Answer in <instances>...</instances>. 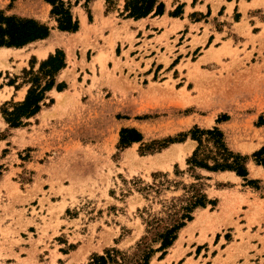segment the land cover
I'll return each mask as SVG.
<instances>
[{
  "label": "rangeland",
  "instance_id": "374dc122",
  "mask_svg": "<svg viewBox=\"0 0 264 264\" xmlns=\"http://www.w3.org/2000/svg\"><path fill=\"white\" fill-rule=\"evenodd\" d=\"M69 1L73 18L82 22L75 33L56 29L45 0H11L2 10L14 8L10 15L34 19L51 31L45 40L22 50L0 51V109L5 103L24 100L29 85L22 84V71L32 63L36 72L39 63L56 50L65 56L56 83H64L66 91L61 92L65 96L60 104L52 91L56 104L45 101L31 127L10 129L0 110V138H4L0 176L9 169L0 182V264H88L93 255L105 257L110 249L120 252L116 263L110 264H139L143 243L156 250V233L180 217L191 184L200 185L215 205L197 208L165 255L155 252L149 264H264L262 167L251 160L247 163V179L257 181L256 185H247L232 172L204 170H196L201 179L195 181L186 165L196 147L189 137L185 144H171L157 152L143 148L153 141L177 138L193 126L218 127L228 148L243 156L264 146V125H258L260 116L264 121V22L244 13L239 19L237 9L244 12L248 7L245 0L227 21L219 15L217 28L224 22L231 26L229 31L222 28L227 41L217 50L210 45L206 54L215 68L209 71L189 63L198 52L188 56L186 80L194 87L186 91V85L179 89L180 71L161 82V71L154 68L155 82H146L138 79L130 64L108 55L116 40L128 41L131 48L133 30L138 25L143 28L144 21L133 23L122 14L124 0H111V4L92 0L87 9L83 0L76 6ZM165 1L168 6L170 0ZM178 11L182 12L180 6L169 16ZM153 17L148 15L146 21ZM190 17L199 19L196 13ZM167 39L163 36V45L171 53ZM118 51L128 58L123 45ZM10 54L14 56L6 57ZM76 55H81L80 61ZM108 61L113 62L110 69ZM87 68L90 78L84 72ZM103 76L112 92L107 97L99 83ZM12 80L22 87L14 101ZM221 116L227 121L217 124ZM122 128L137 130L142 141L119 149ZM225 188L229 191L219 192Z\"/></svg>",
  "mask_w": 264,
  "mask_h": 264
},
{
  "label": "trees",
  "instance_id": "16d2710c",
  "mask_svg": "<svg viewBox=\"0 0 264 264\" xmlns=\"http://www.w3.org/2000/svg\"><path fill=\"white\" fill-rule=\"evenodd\" d=\"M50 6V18L55 22L56 29L60 32L75 33L78 30L79 23L73 18L70 1L64 0H45ZM81 0H74L76 6ZM83 6L87 9L92 0H83ZM111 4V0H105ZM164 4L161 0H124L122 14L127 18L134 20L145 18L150 14L154 16L163 13ZM88 12V11H87ZM178 13L172 14L178 16ZM91 20L90 14H88ZM51 28L46 24L30 18H21L15 15H6L0 11V47L22 48L30 43L44 40L50 34ZM65 68V56L61 50H56L50 54L44 61L39 63L38 70L33 71V64H30L28 71L23 70L24 81L22 84L29 85L25 98L17 103H5L1 114L10 129L19 128L25 125L24 120L35 116L42 106H46V92L55 86L56 77L61 70ZM16 79V78H14ZM16 81L9 82L14 86ZM18 89L19 86H14ZM64 83L56 84L57 91L65 89ZM49 99L48 105L52 104ZM7 106V107H6ZM227 121L226 116H221L216 123ZM259 126L264 125L263 116L259 117ZM119 149H125L133 143L142 141L141 134L133 128H122L120 130ZM181 137V138H179ZM187 137L196 142V147L191 156L186 159L187 172L191 174L195 181L201 177L196 175V170H204L209 173L232 172L235 176L241 178L247 185H256L257 181L248 180L247 163L251 160L256 166L264 170V146L253 152L250 156H243L230 150L225 142L223 132L216 126L211 129H199L193 126L186 134H179L177 138H167L161 142H151L150 145H144L145 152H157L167 148L174 143H181ZM156 146V147H155ZM257 189V187H255ZM190 195L185 199L186 206L181 208L179 218L173 220V224L165 227L160 233H156V241L159 247L156 250L142 245L143 256L139 264H149V261L155 252H161V257L166 250L172 246L177 238L178 231L185 226L186 222L192 220V213L197 208H205L207 204L215 205V201H209L203 193L202 187L198 184H191L189 187ZM106 256L93 255L88 264H110L116 263V255L120 254L115 249L107 250Z\"/></svg>",
  "mask_w": 264,
  "mask_h": 264
},
{
  "label": "crops",
  "instance_id": "0c3cea01",
  "mask_svg": "<svg viewBox=\"0 0 264 264\" xmlns=\"http://www.w3.org/2000/svg\"><path fill=\"white\" fill-rule=\"evenodd\" d=\"M10 1L11 0H0V10H4ZM216 1L218 0H170V4L167 6L166 1L161 0V2L164 4L163 13L161 15L155 16L148 21H146L147 17L132 20L133 23H141L144 21V24H142L143 28L138 25L137 28L133 30L134 42L131 48L129 47L130 44L128 41H123L122 43L121 41L116 40L113 44V47L107 50V52L109 53L108 55L110 56V53H113L114 58H119L122 64H130L137 73L138 79L143 78V80H145L146 82H150L149 80H151L152 83L155 82V71L153 70L154 68H157L159 72L161 71V82H164L169 75H171L172 77L176 76L177 72L180 71L182 76L180 83L182 85L179 86V89H182L186 85L185 89L186 91H188L189 89H192L194 87V83L192 81L186 80L187 69L184 67V65H186L188 56L193 54L194 52H198L197 59L194 61H190L189 63L191 65L199 63V69L201 71H209V68H215V61L212 60V58H210V55L206 53L209 51L211 44H214L213 48L215 50L219 49L221 47V43L227 41V38L223 37L224 31L222 28L227 29V31H229V29L231 28V26L226 25L224 21H222L224 22L223 25H219L217 28L216 22L220 21L222 15L224 16L225 21H227L229 17L231 18L236 12L235 9H237L241 2V0H220V3L215 6L214 4L216 3ZM262 1L263 0H245V5L248 7L244 12L237 9V13H239V19L242 18L244 13L249 19H256L258 22L263 23L264 21H262L263 19H261V16L264 15V3ZM230 4H232V6L228 9L227 5ZM177 6H180L182 10L179 16H169V11L174 10V8H176ZM186 8H188L189 10L188 13L186 12ZM15 12L16 9L13 8L4 13L10 15V13L12 14ZM195 13L198 14L199 19H191L190 15H193ZM215 18H217V20H215ZM163 20H167L164 25L156 24L162 22ZM233 23H235L234 20ZM81 26L82 22L79 19V30L81 29ZM163 36H166L168 38L167 41L170 43L169 46L172 47L171 53L166 49L165 44L163 45ZM217 36H219V40L216 39ZM36 42L30 43L18 49L0 47V51L11 52L22 50L23 48H26L27 46ZM121 45H123V51L128 52L127 59L129 60H127L124 55L119 54V51L117 53V49H119ZM9 52H7V54ZM11 56L14 55L10 54L6 57ZM96 56L97 54L93 55V57ZM76 57L80 61L81 55H79V57L76 55ZM165 59L167 60L164 62ZM136 64L138 65V67L135 66ZM112 65V61L107 62L108 69L112 68ZM94 68L96 71V78H99L98 64H96ZM121 68L124 73L127 72V67L125 65H123ZM77 71L80 70L77 69ZM89 71L90 69L88 68L86 70L84 69L85 74L90 78L91 73H88ZM79 77H82V75H79ZM89 83L90 79H87L86 84L88 85ZM99 83L102 93H104L106 97L107 92H110V94H112L110 89H108L109 87L107 86L106 76H103ZM56 84L57 83L55 81V86L50 91L46 92L47 99L45 101L49 102V98L54 99V102L51 104V106H54L56 104L54 96L51 95L53 94L52 91H54V93L56 92L57 96H59V94H62L61 92L66 91V87L62 91H57ZM9 87L13 89L11 99H13L14 101L17 97V94L22 92V87H18V89H15L14 86L10 85ZM26 89L27 87L24 89V95L26 94ZM23 98H21L19 101H21ZM42 107L43 106L41 105V108ZM41 111L42 110L40 109V111L35 116L28 120H24V123H27V125L25 124L23 127H31L30 121H33V119H35ZM21 128H14V130H18ZM1 141H4V138H0V142ZM174 144H185V142ZM259 169L262 170V168ZM2 172L4 174L0 176V182L2 181L4 175L9 172V169H5ZM236 179H239V177L236 176ZM224 191H229V189L225 188L219 190L220 193H223ZM1 194H3L2 190ZM13 250L15 251V249Z\"/></svg>",
  "mask_w": 264,
  "mask_h": 264
},
{
  "label": "bare ground",
  "instance_id": "6f19581e",
  "mask_svg": "<svg viewBox=\"0 0 264 264\" xmlns=\"http://www.w3.org/2000/svg\"><path fill=\"white\" fill-rule=\"evenodd\" d=\"M64 96H65L64 94H63V95H62V94H59V96H58V98H57V104H60L61 102H63V100H64ZM171 152H172V151L167 152V153L165 154V156H166V157H169L170 154H171ZM173 153H174V152H173ZM173 153H172V154H173ZM176 153H177V151H176ZM166 157H165V158H166ZM163 158H164V157H163ZM166 159H167V158H166ZM200 220H201V216L197 218L196 223L200 222Z\"/></svg>",
  "mask_w": 264,
  "mask_h": 264
}]
</instances>
